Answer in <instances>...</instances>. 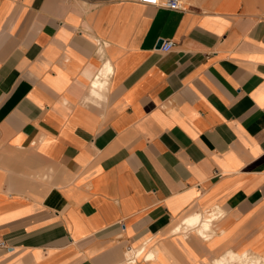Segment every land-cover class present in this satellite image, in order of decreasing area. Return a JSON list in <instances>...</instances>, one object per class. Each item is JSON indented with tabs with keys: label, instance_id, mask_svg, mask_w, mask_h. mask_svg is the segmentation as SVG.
Here are the masks:
<instances>
[{
	"label": "crops",
	"instance_id": "obj_1",
	"mask_svg": "<svg viewBox=\"0 0 264 264\" xmlns=\"http://www.w3.org/2000/svg\"><path fill=\"white\" fill-rule=\"evenodd\" d=\"M179 3L0 0V264H264V0Z\"/></svg>",
	"mask_w": 264,
	"mask_h": 264
},
{
	"label": "built area",
	"instance_id": "obj_2",
	"mask_svg": "<svg viewBox=\"0 0 264 264\" xmlns=\"http://www.w3.org/2000/svg\"><path fill=\"white\" fill-rule=\"evenodd\" d=\"M120 2L126 3H136V4H146L151 5L157 8H164L169 10H183L181 7L179 0H119ZM174 47V43L171 40L162 41L160 46V51L163 53H168ZM0 249H6L10 251V247H8L4 240L0 239ZM134 249H127L125 252V261L129 264H133L136 262L137 258L139 257L140 253H134ZM146 259V257H145Z\"/></svg>",
	"mask_w": 264,
	"mask_h": 264
},
{
	"label": "bare ground",
	"instance_id": "obj_3",
	"mask_svg": "<svg viewBox=\"0 0 264 264\" xmlns=\"http://www.w3.org/2000/svg\"><path fill=\"white\" fill-rule=\"evenodd\" d=\"M108 66V65H106ZM109 72L108 67L102 72V74H100V77L104 78V76ZM209 221V220H207ZM204 221L202 219V217H197L194 218L192 220H189L186 222V224H198L200 225L202 232H207L209 230V222ZM249 261V259L246 256L243 257H238L236 255H232L229 254V256L227 257H223L221 259H219L218 261H216L214 264H247V262ZM252 264H260V261L258 259H252Z\"/></svg>",
	"mask_w": 264,
	"mask_h": 264
},
{
	"label": "rangeland",
	"instance_id": "obj_4",
	"mask_svg": "<svg viewBox=\"0 0 264 264\" xmlns=\"http://www.w3.org/2000/svg\"><path fill=\"white\" fill-rule=\"evenodd\" d=\"M183 227H184V225L182 226V228H183ZM187 230H194V229H190V228H188V229H184V232L187 231ZM177 231H179V230H177ZM210 235H211V234H209V237H210Z\"/></svg>",
	"mask_w": 264,
	"mask_h": 264
},
{
	"label": "water",
	"instance_id": "obj_5",
	"mask_svg": "<svg viewBox=\"0 0 264 264\" xmlns=\"http://www.w3.org/2000/svg\"><path fill=\"white\" fill-rule=\"evenodd\" d=\"M161 44H162V41L160 40V41L158 42V44H157V47H160Z\"/></svg>",
	"mask_w": 264,
	"mask_h": 264
}]
</instances>
